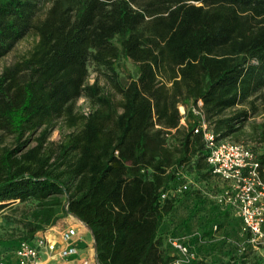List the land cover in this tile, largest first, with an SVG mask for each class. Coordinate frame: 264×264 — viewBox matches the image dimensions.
<instances>
[{
	"label": "trees",
	"instance_id": "obj_1",
	"mask_svg": "<svg viewBox=\"0 0 264 264\" xmlns=\"http://www.w3.org/2000/svg\"><path fill=\"white\" fill-rule=\"evenodd\" d=\"M42 1L0 0V59L28 33L38 38L0 74V132L14 142L0 146V213L20 226L0 255L72 216L92 234L98 264H168L162 230L181 201L161 196L184 175L212 176L179 107L201 100L217 138L234 142L264 115V0H46L37 19ZM121 58L136 67L128 83ZM91 64L120 99L88 82ZM59 121L66 132L50 141ZM222 213L201 221L202 238Z\"/></svg>",
	"mask_w": 264,
	"mask_h": 264
},
{
	"label": "built area",
	"instance_id": "obj_2",
	"mask_svg": "<svg viewBox=\"0 0 264 264\" xmlns=\"http://www.w3.org/2000/svg\"><path fill=\"white\" fill-rule=\"evenodd\" d=\"M182 121L186 117L185 109ZM195 124L194 133L201 134L207 149L206 163L212 176L219 178L224 187L215 195L214 202L219 207L233 212L242 224V234L246 242L255 249L264 246V168L259 154L248 145L230 140H219L206 120L203 102L199 100L190 106ZM163 192V201L176 198L190 190L191 184L185 180ZM54 227V226H53ZM51 228V229H50ZM40 232L32 242L22 241L14 251L17 264H39L43 254L68 259L79 254L76 246L78 230L76 226L59 229L58 238L50 239L47 231ZM54 229V228H53ZM213 230L217 231V226ZM201 244L199 233L168 235L166 245L172 252L168 264H195L199 259L194 241ZM0 264H8V256L0 255ZM94 264H98L97 258Z\"/></svg>",
	"mask_w": 264,
	"mask_h": 264
},
{
	"label": "rangeland",
	"instance_id": "obj_3",
	"mask_svg": "<svg viewBox=\"0 0 264 264\" xmlns=\"http://www.w3.org/2000/svg\"><path fill=\"white\" fill-rule=\"evenodd\" d=\"M50 6V2L43 0L37 14V19H43ZM37 40L38 38L33 31L20 40L8 55L0 59V74L6 66L19 61L23 56H26ZM117 71L124 83H128L131 78H136V67L130 60L121 58L117 64ZM106 74H108V71L105 68H96L91 64L89 65L88 82L93 84L98 81V83L106 89L107 93L113 95L115 100L120 99V96L115 95V90L108 82ZM262 93L264 94V89ZM76 106L83 113H88L90 110V103L84 97L78 99ZM189 107H184L182 105L179 107L180 114L184 111L183 108L186 112L185 119L180 122L182 127H185L188 122H192L188 113ZM263 124L264 115L254 116L249 124L244 127L245 134L236 142L248 145L259 155L263 154L264 142L261 143L258 136L261 131V125ZM63 125L62 121L58 122V128L52 133L50 141H58L61 137V133L66 132L62 129ZM253 127H256V129ZM176 137L179 138L180 135H176L172 132L171 135L168 136V139L172 140L171 138L175 139ZM13 144V138L0 132V146H13ZM33 145L34 143L31 144V146ZM184 176L185 180L191 184V188L187 192L189 196H186L184 193L176 197L179 198L178 200L181 202L179 203V206H177L176 212L173 216L167 219L164 224V229L162 230L165 231L167 236L171 234L180 235L185 232V234L190 233V235L193 233H199L201 232L199 229L201 221H205L213 210L215 213H218V211L222 212L223 209L214 202L215 195L220 194L223 188L222 182L217 177L211 176V178L206 181H200L196 180L193 175ZM7 214L10 215L9 210L0 213V248H3L5 245H12L10 244V241H8L12 234L17 237L19 236V224L17 222L14 223L11 220L10 223H7L5 219ZM215 224L219 226L218 230L213 233L212 237L202 238L201 244L199 240L194 241L195 247H198V254L200 257L198 260V263L200 262L199 264H210L211 262L213 264L225 263L232 254V251L234 255L238 257H244L247 254L243 264H264V246L255 249L250 243L246 242L245 237L242 234V225L234 214L228 213L225 216L224 213H222L219 222ZM217 246V249H220L213 251L211 254L210 249ZM167 247L165 240L164 248ZM12 249L13 248L8 249L11 254L10 256L13 255ZM168 250L169 254L172 256L170 248H168Z\"/></svg>",
	"mask_w": 264,
	"mask_h": 264
},
{
	"label": "crops",
	"instance_id": "obj_4",
	"mask_svg": "<svg viewBox=\"0 0 264 264\" xmlns=\"http://www.w3.org/2000/svg\"><path fill=\"white\" fill-rule=\"evenodd\" d=\"M222 185L224 187L223 182H222ZM226 212L233 214V212L229 211V209L226 210ZM236 218L240 221L238 217ZM66 226H76L77 227L78 236H77L76 246L79 249V254L75 257H71L68 259H61L57 256L49 257L43 254L40 258L39 264H94L96 260V252L94 248V238L92 234L90 233L89 229L86 227V225L80 222L79 220L75 219L72 216L63 217L57 222V224L54 227H52L51 231H50L51 228L47 231V234L50 237V239H57L58 238L57 231ZM195 248H196V251L198 252V247H195ZM8 264H17L16 259L11 256L10 258H8Z\"/></svg>",
	"mask_w": 264,
	"mask_h": 264
}]
</instances>
